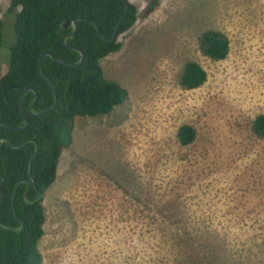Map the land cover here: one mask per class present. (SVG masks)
<instances>
[{
  "label": "rangeland",
  "instance_id": "374dc122",
  "mask_svg": "<svg viewBox=\"0 0 264 264\" xmlns=\"http://www.w3.org/2000/svg\"><path fill=\"white\" fill-rule=\"evenodd\" d=\"M130 2L138 21L102 60L127 96L75 122L43 198L44 264H264V139L253 132L264 113V0ZM10 7L0 0V76L16 40ZM209 30L230 39L227 59L201 51ZM188 61L208 74L198 89L180 84ZM184 125L197 134L188 146Z\"/></svg>",
  "mask_w": 264,
  "mask_h": 264
},
{
  "label": "trees",
  "instance_id": "16d2710c",
  "mask_svg": "<svg viewBox=\"0 0 264 264\" xmlns=\"http://www.w3.org/2000/svg\"><path fill=\"white\" fill-rule=\"evenodd\" d=\"M159 3L154 0L150 11ZM129 5V11L119 29V36L130 31L138 21V9L130 0H11L10 12L15 13L14 31L16 40L6 59L7 72L0 76V122L13 127L25 125L21 112V96L27 88H35L39 100L34 112L49 107L55 98L51 86L39 72V60L47 52L65 62H77L80 53H85V62L80 67H68L44 57V72L54 81L59 103L44 115L34 117L30 113L35 93L29 92L24 99L28 128L12 129L0 125V138L8 139L0 145V223L21 231L3 230L0 227V264H44L40 243L45 235L47 214L43 198L58 176L59 162L64 149L73 141L77 119L110 114L122 104L127 92L118 83L106 78L102 60L118 52L122 44L102 40L95 26L107 39ZM17 9H20L17 11ZM84 18L73 37L64 45L63 38L72 32L67 21ZM4 21L0 20V48L4 41ZM118 36V37H119ZM203 54L215 61L228 58L231 43L228 36L209 30L200 38ZM208 79L204 68L195 61H188L182 71L180 84L185 90L203 86ZM253 132L264 139V113L253 122ZM196 130L184 125L178 132L181 145L188 146L196 139ZM39 146L32 162L31 175L35 184L23 183L18 188L14 201V189L18 182L29 180L28 162ZM215 252V251H213Z\"/></svg>",
  "mask_w": 264,
  "mask_h": 264
},
{
  "label": "water",
  "instance_id": "95a60500",
  "mask_svg": "<svg viewBox=\"0 0 264 264\" xmlns=\"http://www.w3.org/2000/svg\"><path fill=\"white\" fill-rule=\"evenodd\" d=\"M128 11H129V5L126 6L125 12L123 13V15L121 16L120 20L118 21V23H117V25H116V27L114 29V32L112 34V37L110 39H107L106 37H104V35L101 33L99 25L95 21H93V20H89V21L95 26V28L97 30V33L99 34V36H100V38L102 40H104L106 42H109V43H112V42H115L117 40V38L119 36V29H120V27H121L126 15H127ZM80 21H85V19L79 17L77 19H74L72 21H67L65 23V27H69L70 25L72 26V32L69 35H67V36H65L63 38L64 45L66 47H68V48H73V47H71L68 44V39L70 37H73L74 35H76V33L78 31V28H79V22ZM73 49L77 50L80 53V59L77 62H74V63L65 62L63 60L57 59L50 52L45 53L39 60V72L44 78L47 79V81L49 82V84L51 86L52 92L54 94L55 100H54L53 104H51L49 107L41 110L40 112H37V113L34 112V106L37 103V101L39 100V94H38V92H37V90L35 88H33V87L27 88L26 90H24V92H23V94L21 96V100H20L21 112H22V115L24 117L25 125L21 126V127H13V126H9V125H6L4 123H1V122H0V125L7 126V127H10L12 129H16V130H22V129L28 128V126L30 124V121L25 115L24 99H25L26 94L29 93V92H34L35 93V100H34L33 104L31 105V108H30V113H31L32 116L38 117V116L44 115V114H46V113H48L50 111H53L57 107V105L59 103V96H58L57 87H56L54 81L44 72L43 66H42V61H43L44 57H51L58 64L65 65V66H68V67H73V68L80 67L85 62V58H86L85 53L81 49H78V48H73ZM3 143L9 144L11 147H13L16 150H18V149L23 147V145L19 146V147H15V146L12 145V143L8 139L0 138V145L3 144ZM38 151H39V146H38L37 143H35V151L33 153V156L31 157V159L28 162V173H29V176H30V181L29 180H22V181H20V182H18L16 184L15 189H14L13 201H14L15 194H16L18 188L20 187V185H22L23 183H30L32 185L35 184L34 179H33L32 175H31V166H32L33 160L35 159V157L38 154ZM0 227L3 230H8V231L11 230V231L19 232V231H21L23 229L24 224H22L20 227L10 228V227H7V226L3 225L2 223H0Z\"/></svg>",
  "mask_w": 264,
  "mask_h": 264
}]
</instances>
